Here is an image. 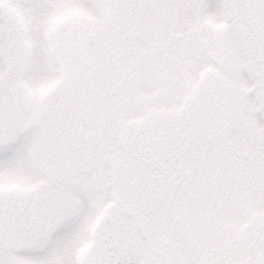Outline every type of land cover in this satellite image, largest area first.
Instances as JSON below:
<instances>
[{
	"label": "snow or ice",
	"instance_id": "obj_1",
	"mask_svg": "<svg viewBox=\"0 0 264 264\" xmlns=\"http://www.w3.org/2000/svg\"><path fill=\"white\" fill-rule=\"evenodd\" d=\"M0 264H264V0H0Z\"/></svg>",
	"mask_w": 264,
	"mask_h": 264
}]
</instances>
